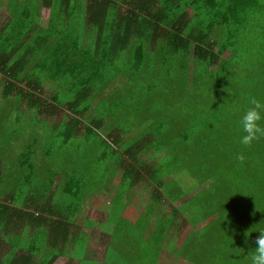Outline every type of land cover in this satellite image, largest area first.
I'll use <instances>...</instances> for the list:
<instances>
[{
    "label": "trees",
    "instance_id": "1",
    "mask_svg": "<svg viewBox=\"0 0 264 264\" xmlns=\"http://www.w3.org/2000/svg\"><path fill=\"white\" fill-rule=\"evenodd\" d=\"M3 6L4 0H0V11ZM73 10L70 6L66 21L51 20L50 34L40 37V41L28 36L27 23L16 26L20 21L16 16L0 21V86L4 97L0 104L1 124L11 122L10 118L2 116L5 111L12 113L14 109L18 112L17 123L26 115L36 116L34 120L40 116L55 119L50 131L43 132L41 138L40 134L26 137L25 145L14 159L16 164H12V159L2 165L0 247L5 242L10 246L0 253V264H34L36 258H39L37 264H53L58 257L71 261L81 257L75 264H118V260H111L115 239L112 234L102 262L86 259L84 255L87 235L76 215L82 196L90 193L84 188L90 189L101 174L88 173L94 170V167L89 168L91 162L98 163L97 170L107 173L116 163L117 171L121 172L118 183H122L123 191L115 197L124 196L126 190L130 191L148 177L154 185L153 196L148 200V218L155 213L156 221H163V227L187 211L186 204L190 200L163 214L156 209L162 197L181 198L189 191L203 188L207 185L200 187V176L207 175V180L212 179L209 189L201 191L208 194L213 209H223L220 216L227 219L222 223L232 220L230 226L222 230L216 252L227 257V264H243L242 258L251 263L255 238L264 231V138L254 141L251 147H245L239 139L243 135L240 119L250 107L248 97L264 101V0H89L86 11L92 14L84 19V27L91 30L94 38L89 36L85 41H81L79 28L72 32ZM14 23L17 28L13 27ZM214 30L218 31V43L211 39ZM130 37L137 44L135 63H131L128 72L131 83L127 87L133 90L130 98L133 116L141 118L142 106L149 111L153 108L151 100L162 98L164 92L174 97L177 87L178 97L173 109L178 111V119L174 113L163 118L120 154L116 149L119 132L102 137L99 129L104 120L98 116L84 119V116L91 107L89 92L93 84H100L103 70L111 67L110 63L95 62L112 60L127 48ZM50 38L55 40L56 49L49 51L51 62L45 63L41 56L48 52L44 51V44ZM159 39L169 54L164 56L163 63H146L147 71L137 72L149 60L145 57L144 63H137L142 53L149 45L157 48ZM159 50L162 51V47ZM226 50L231 54L221 59ZM190 56L194 63L191 79ZM67 59L70 60L65 63ZM175 59L178 63H171ZM30 63H35L31 71L27 69ZM62 77L64 81H60ZM219 78L223 79L222 83ZM255 78L261 81L254 83ZM46 84L65 87L62 92L51 94L46 92ZM69 93L72 96H68ZM193 95L194 99L188 98ZM65 96L68 98L62 102ZM56 104H62L65 112L57 110ZM209 108L216 114L212 126H207L205 118ZM28 110H31L29 114ZM189 115L198 117L196 127L186 126L177 132L171 123L186 124ZM139 130L142 131V127ZM4 133L7 132H1ZM21 133L22 130L14 131L15 137ZM55 134L60 136V141ZM82 139L80 147L74 144ZM108 141L110 151L98 153L97 147ZM39 142L41 146L36 147ZM146 153L149 158H156L155 164L144 163L145 157L140 155ZM0 154L5 156L7 151ZM109 154L115 156L114 162H106ZM239 154L245 157L243 163L236 159ZM87 155L96 161L88 159ZM185 173L195 177L191 180L195 185L188 186L182 180ZM84 175L90 179L88 184L81 177ZM173 175L178 179L167 191L168 182L175 178ZM219 188L224 193L223 202L215 193L210 194ZM58 189L68 201L64 208L59 207L62 203L54 195ZM15 190L23 194L20 202L13 194ZM25 226L35 232L28 233L25 247H20L26 238L21 232ZM211 228L208 226L207 232ZM157 232L151 237L155 247L160 248L164 232ZM5 235L9 237L7 240ZM207 235L200 230L193 235V257L210 251L205 241ZM238 250L243 254L240 259L236 258Z\"/></svg>",
    "mask_w": 264,
    "mask_h": 264
},
{
    "label": "rangeland",
    "instance_id": "2",
    "mask_svg": "<svg viewBox=\"0 0 264 264\" xmlns=\"http://www.w3.org/2000/svg\"><path fill=\"white\" fill-rule=\"evenodd\" d=\"M92 12L87 11L88 18L91 16ZM16 22V21H15ZM27 21H17L16 26L18 24H26ZM82 21L80 20V26ZM15 27V23L13 25ZM78 30L77 28L72 29V32ZM51 31V30H50ZM80 34L83 35L81 41H85L87 37L90 36V39L94 38V35L92 34L91 30L86 31L84 26L83 30L81 28ZM70 34V33H69ZM217 34L218 31L214 30V32L211 34V39L214 41H217ZM50 41H55L53 39H49ZM133 37H130V40L127 43V48L122 51L120 54L115 55V57L112 60H103V59H97L95 63H110L111 67L109 69H104L102 73L103 74V80L93 84L92 90L89 92V97L91 107L89 110L85 113L84 119H91L94 116H98L101 119L104 120V125L99 129V134L103 137L108 134H111L115 131L119 132L120 134V142L116 144V149L118 150V153H123V150L127 145H130L133 143L137 137L141 136L143 132H147L154 128V126L157 125V123L161 122V120L167 116L173 115V113L176 115V119H178V111L173 109V103L174 100L178 97V88H175V95L174 97L170 96L168 92H164V95L162 98H153L151 100V103L153 105V108H151L149 111L145 107L142 106L141 112L142 117L138 118L133 116L134 108H132V102L130 104V98L133 96V90L130 88H127L130 86V80L128 72L130 71V65L131 63H135V50L137 48V44L134 42ZM157 48H152L151 45L148 46V49L146 52L142 53V59L141 61L137 63H144V60L147 57L149 60L145 61L143 65H141V68L138 69L137 72L141 70V72H146V63H163V59L165 55H168V50H166L163 47L162 40L159 39V41L156 43ZM147 47V45H146ZM162 47V51L159 50V48ZM56 47L54 44H44V50L48 52H44V54L41 56V59H43V62L48 63L51 62V52L55 50ZM216 49V46L214 47ZM60 55H63L64 53L59 52ZM57 54V55H59ZM230 50H226L223 55H221V59H225V57L229 56ZM44 56V57H43ZM156 57V58H155ZM40 57L37 59L39 60ZM58 59V58H57ZM72 59V58H71ZM150 59H152L150 61ZM36 60V59H35ZM70 59H67L65 63H68ZM59 63V62H57ZM171 63H178V59L173 60ZM193 60L190 56L188 65L190 66V71H188L190 74V79L192 77V69H193ZM218 64V63H217ZM214 65V67L217 66ZM35 65V63H30L28 65V68L30 71L32 67ZM145 66V67H144ZM211 67V68H214ZM26 69V70H27ZM223 70V68H221ZM148 72L150 70L148 69ZM36 77L39 76L38 71H35ZM201 74V73H200ZM1 78V76H0ZM149 79V78H148ZM65 78H61L60 81H64ZM146 79L144 78L143 81ZM219 83H222L223 79L219 78L217 79ZM261 81V78H255L254 83H258ZM255 86V85H254ZM65 85H45L44 88L46 89L47 93L53 94L54 92H62ZM2 86H0V104L4 100L3 93L1 90ZM223 88H225L223 86ZM128 90V91H127ZM226 93L223 92V95ZM71 94L69 93L68 96ZM196 95V93H195ZM195 95L192 97H188L191 99L195 98ZM221 95V96H223ZM72 96V95H71ZM68 97L65 96L62 99V102L65 101ZM57 110L60 112H65L64 106L62 104L57 105ZM31 110H28L27 114H29ZM171 113V114H170ZM18 114L17 110L14 109L12 113L4 112L3 118H10L11 122L3 123L1 124L0 121V145H1V151H7V154L3 156V154H0V173L3 172V164L5 161H10L13 159L12 164H16V161L14 159L17 158L18 152L20 149L23 148L25 144L23 142L27 139L26 137L30 138L34 135H39L40 138L43 136L48 129L51 127V125L54 122V117H51L49 119L40 116L37 120H34L37 118L36 116H31V118L28 117V115L23 116L20 123H17L15 121V117ZM216 117V114L214 111H212L211 108H209L206 112L205 118L208 121L207 126H212L215 123L213 122V119ZM224 119H226L225 115H222ZM58 120V117L56 118ZM172 119V118H170ZM187 123L183 124L181 123L180 126L177 123V121L174 123H171L173 127H175L176 131L182 130L184 127H196V122L198 120V117L194 115H189L186 117ZM141 120V121H139ZM140 123V124H139ZM142 127V131L139 129ZM180 127V128H179ZM23 128V129H22ZM17 130L20 132V130L23 131V133L20 134V136L14 135V131L17 132ZM42 131V132H40ZM50 131V129H49ZM1 132H7L4 134H1ZM11 135H14L11 139H8L11 137ZM56 140H61L60 136L58 134H55ZM35 137V136H34ZM27 143V141H26ZM83 143L82 140L75 141L74 144L80 145ZM225 145L227 143L223 141ZM39 145H36V147H40L42 144L41 142L38 143ZM110 142L105 144H101L97 147L98 153L104 152V151H110ZM41 148L39 149V152ZM0 151V152H1ZM149 150L148 152H150ZM147 152V153H148ZM97 153V154H98ZM144 154L140 155V157L144 156V163L149 164H155L156 158H149V155ZM88 156V155H87ZM90 157V158H89ZM88 159L92 161L94 160L91 156L87 157ZM115 156L108 155V158L106 159V162H114ZM94 167L93 172H89V174H99L95 181L92 184V187L90 189L84 188V191H88L90 193H85L82 196L81 203L78 207V216L79 219L84 221H88V231L90 234L89 241L95 240V239H104L101 238V236H105V238H108V233L111 232L113 237L115 238L113 240L114 246L111 251V257L112 261L118 260V264H130L128 259L131 258L129 255L131 254H137L142 249H144L145 242L147 243V254L146 259L141 264H227V257L226 256H220L216 252V243L220 240L222 234V230L225 229V227H229L231 221H228L227 223H222V220L227 219L226 216L221 217L220 212H222L221 207H211L212 202H209L205 191H201L202 189H206L209 187L208 183L210 182L209 179L207 180L208 176L205 175L200 176V181L202 179V184H200V187L204 186L203 188H199L196 190L189 191L188 193L184 194L181 198H175V197H169L168 199L166 196H163V201L161 204H158L156 206V209L164 214L165 212H172L174 209L177 208L182 202L189 201L186 206L188 208L187 211L182 212L180 215H177L175 218H172L170 223H173L176 225L174 227H163V221L156 222L153 220H150L148 218V212H147V206H148V200H150L154 193V185L151 184L150 179L148 177L143 179L141 182L135 184L132 187L131 193L127 196V190L124 193V196L122 197H115L119 196L123 189H120L122 186V183H118L120 180L121 172L117 171L116 163L114 162L112 164V167L110 168V171L107 173L105 171H99L98 163L91 162L90 163V170ZM74 168V167H73ZM115 170L117 173H114ZM86 172V171H84ZM107 173V175H106ZM194 174V172H193ZM106 175V178L104 176ZM101 176V177H100ZM60 179L62 178L61 175H59ZM86 184L89 183V177L87 175L81 176ZM172 177H175L171 179L167 184V191L170 190L171 186L174 185L176 182V179H178V176L173 175ZM203 177V178H201ZM104 178V179H103ZM184 179L187 182L188 186L195 185V180L191 178L188 173H185L183 176ZM128 179V178H127ZM130 179H128L129 181ZM193 180V181H191ZM207 180V181H206ZM6 183V182H5ZM118 183V184H116ZM211 183V182H210ZM62 184V182H60ZM126 184V183H125ZM6 186L8 184H5ZM12 185V184H11ZM10 185V186H11ZM129 187V185H128ZM184 189V188H183ZM209 189V188H208ZM215 193L217 195V198L222 199V202L225 200L224 193L221 192L220 188L218 191L214 190L210 194ZM14 196L17 197L18 201L20 202L23 200V194L21 195L18 190L14 191ZM56 198L59 199V207L64 208L65 204L68 202L66 201V195L60 194V189H58L55 194ZM192 197V198H191ZM191 198V199H190ZM22 206V205H17ZM183 208L181 209V211ZM223 213V212H222ZM138 214V215H137ZM137 215V216H136ZM155 217V213H153L152 218ZM172 217V216H171ZM80 221V222H82ZM85 222V221H84ZM196 222V223H195ZM141 223V224H140ZM178 223V224H177ZM145 224L148 226L146 229ZM212 226L209 232L208 226ZM168 228V229H167ZM23 231L22 234L25 236L22 243H20V247H25V241H27L28 233L35 232V229L32 228L29 229V227L21 228ZM32 229V231H31ZM105 230V232L103 231ZM167 229L166 233H164L160 241L162 239L165 240L166 243L169 242L171 245L172 243L176 246L174 248L173 257L166 258L162 257L158 253L159 249L158 247H155L154 245V239L151 237V235L154 233V231H158L157 233H162L163 230ZM200 230V233L206 236V244L210 245L208 248L210 251H207L206 254L204 253H198L196 257H193L192 255V249H191V242L193 239V235L198 233ZM95 233L96 236L93 234ZM201 236V234H200ZM9 237L7 235L4 236V239L7 240ZM88 241V248L89 252L86 254L87 258L90 259H103L106 252V240L104 243L97 242H89ZM159 241V242H160ZM126 242V244H124ZM220 243V242H219ZM10 244L8 242L3 243V245L0 247V253L5 252L9 248ZM126 247V248H125ZM18 248L17 250H19ZM243 257L242 251L238 250L236 258ZM39 261V258L35 259L34 264H37ZM243 264H251L247 259H243ZM78 261H71L68 260L66 257H58L53 264H75ZM132 262V261H131Z\"/></svg>",
    "mask_w": 264,
    "mask_h": 264
},
{
    "label": "crops",
    "instance_id": "3",
    "mask_svg": "<svg viewBox=\"0 0 264 264\" xmlns=\"http://www.w3.org/2000/svg\"><path fill=\"white\" fill-rule=\"evenodd\" d=\"M88 2L89 0H4L3 9L0 11V21L5 20L8 16L9 17L16 16L17 19L20 21H27V25L25 26L27 27V30H28L27 34L29 33L28 36L30 38L33 36L37 37V39L40 41L42 39V38L40 39V37L45 36L47 33H48L47 36L50 34L51 27L49 25V22L51 20H56L59 22L68 20V9L70 6H72L74 9L72 12L73 17L70 20L72 28H79V31L82 28L83 30L84 19H86V16H87L86 7H87ZM54 4H58V6L57 5L55 6ZM64 6H65V9L61 8ZM80 20L82 21L81 26H80ZM55 29L59 31L61 30L60 28H55ZM85 30L87 31L86 28ZM79 35L80 37H83V35L80 34V32H79ZM47 44H53V41H48ZM131 191L132 189L130 191H127L128 193L127 196L131 193ZM76 217H77V221L81 223L80 221L82 220L79 219L78 212H77ZM150 220L156 221L157 220L156 215L154 218H150ZM84 221H82L83 228L87 235V246L85 248L84 255L86 259H90L86 257V254H88L89 249H90L88 248V241L90 237V234L88 231L89 227H88V224L87 225L84 224ZM175 225L176 223L175 224L171 223L167 227H174ZM145 227L146 229L148 228L146 224H145ZM167 229H165L163 232L166 233ZM103 231L105 232L104 229ZM93 235L96 236L95 233ZM99 236L104 239H100V240L95 239L89 242L100 241L99 243L103 244L104 241L106 240V245H107V242L109 241L110 236H111V232L108 233V238H105V236H101V235ZM160 245L161 246H160L158 253L161 255V258L162 257H166V258L173 257L172 253L174 252V248L176 247L173 243L170 245L169 242L166 243L165 240L162 239L160 241ZM146 254H147V243L145 242L144 249H142L137 254L129 255L132 262L130 261V259H128V261L130 264H141L142 262L145 261ZM104 258L105 257H103V259L101 260L99 259H90V260L100 263L104 260ZM80 259L81 257L80 258L77 257L76 259L72 261H80Z\"/></svg>",
    "mask_w": 264,
    "mask_h": 264
},
{
    "label": "clouds",
    "instance_id": "4",
    "mask_svg": "<svg viewBox=\"0 0 264 264\" xmlns=\"http://www.w3.org/2000/svg\"><path fill=\"white\" fill-rule=\"evenodd\" d=\"M250 107L244 112L240 119L243 135L239 142L245 147H251L254 141L264 138V101L254 96L248 97ZM236 159L243 163V154L237 155ZM254 251L251 254V264H264V231L259 232L255 238Z\"/></svg>",
    "mask_w": 264,
    "mask_h": 264
}]
</instances>
